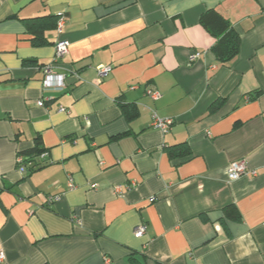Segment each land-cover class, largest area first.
<instances>
[{"label":"crops","instance_id":"obj_1","mask_svg":"<svg viewBox=\"0 0 264 264\" xmlns=\"http://www.w3.org/2000/svg\"><path fill=\"white\" fill-rule=\"evenodd\" d=\"M213 9L240 35L228 63L201 23ZM46 16H65L62 31L37 23L34 43L23 20ZM58 40L66 87L44 90ZM180 144L190 154L172 157ZM239 160L250 171L230 180ZM0 252V264H264V0H0Z\"/></svg>","mask_w":264,"mask_h":264},{"label":"built area","instance_id":"obj_2","mask_svg":"<svg viewBox=\"0 0 264 264\" xmlns=\"http://www.w3.org/2000/svg\"><path fill=\"white\" fill-rule=\"evenodd\" d=\"M64 21H65V16H60L58 23H57V31L61 32L63 25H64ZM69 42L67 40H58L55 44V56H54V60L50 63L47 64L45 66H43V73H44V78H43V89L44 90H50V89H56V90H63L66 87L65 84V79H66V75H56L55 73V65L59 60L65 58V56L69 53ZM201 53L200 52H194L190 55V60L191 61H195L196 59H198L200 57ZM112 70L111 66H99L98 67V77L101 79L105 76H107ZM54 78H59L61 83L58 86H54L53 84V80ZM149 95H151V97L153 99H158L160 97V92L158 91H153V90H149L148 91ZM38 104L40 106L44 105V101L40 100L38 102ZM64 108H61L60 111H63ZM153 127L155 129H159L163 132H167L172 123L173 120L171 118H162L157 116L156 114L153 116ZM45 155V153H42V157ZM17 165H18V169L20 170L21 173H26L28 172V161L25 159V157L23 155H18L17 157ZM249 167L246 163L245 160H239V161H234L232 162L227 170L228 173V178L230 180H236L238 178H240L243 175H246L249 172ZM254 173V172H253ZM75 185L72 182V180L69 181V188H74ZM120 190V188H118ZM117 189V190H118ZM58 199V196H54V197H50V200H56ZM152 200H154V198H151ZM147 232V224L146 223H141L139 226H137L136 230H135V236L136 237H143ZM4 259V253L0 252V261ZM106 262H109V260H106Z\"/></svg>","mask_w":264,"mask_h":264},{"label":"trees","instance_id":"obj_3","mask_svg":"<svg viewBox=\"0 0 264 264\" xmlns=\"http://www.w3.org/2000/svg\"><path fill=\"white\" fill-rule=\"evenodd\" d=\"M60 16H46L40 18L23 20L29 30L34 33V43H44L46 41L43 36V30H35L34 25L37 23L52 24L57 29V23ZM201 23L208 29V31L215 37L216 42L212 47L215 55L221 63H228L233 60L240 51V35L236 29L232 26L230 21L217 10H208L202 17ZM56 44V43H55ZM182 148L178 151V149ZM39 140L36 143L34 151L36 153L41 152ZM169 153L172 157H184L190 154L188 146L184 144L173 146L169 149ZM31 157L26 159L29 161ZM235 212L239 217V213L236 208Z\"/></svg>","mask_w":264,"mask_h":264}]
</instances>
